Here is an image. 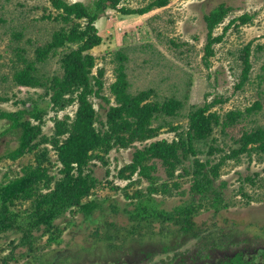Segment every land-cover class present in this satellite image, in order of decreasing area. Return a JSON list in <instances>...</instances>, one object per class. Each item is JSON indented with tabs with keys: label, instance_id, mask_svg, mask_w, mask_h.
Here are the masks:
<instances>
[{
	"label": "rangeland",
	"instance_id": "374dc122",
	"mask_svg": "<svg viewBox=\"0 0 264 264\" xmlns=\"http://www.w3.org/2000/svg\"><path fill=\"white\" fill-rule=\"evenodd\" d=\"M82 1L90 5L92 0ZM148 1L121 0L119 5L136 7ZM222 1L230 8L213 27V34L221 33L223 26L235 15L248 12L252 18L241 24L237 21L231 23L222 39L212 44L214 53L205 57L207 26L204 14ZM48 12H57L49 0H0V95L8 97L0 100V108L14 110L23 107L14 101L30 94L37 96L43 91L42 87L16 85L11 75L15 65L13 46L20 44L26 47L30 57L34 46L49 40L59 27L60 21L53 16H43ZM94 23L102 39L90 51L96 56L93 72L99 66L105 70L101 93L111 96L109 83L114 79L112 59L115 50L124 46L128 55L124 63L129 91L135 93L151 87L152 100L174 96L183 101V107L176 115L159 114L153 120V124L163 123V126L151 139L165 137L171 140L176 135L169 129L167 121L178 123L179 129L186 128L187 117L184 114L190 108L219 96L225 100L216 102L211 109L221 117L234 108L241 109L243 114L224 129L220 124L213 125L211 134L203 141H195V146L206 149L209 143H213L222 147L223 150L211 154L218 159L236 145L235 138L244 129L257 125L264 127V0H168L166 4L153 6L144 13H121L107 8ZM14 31L20 32L19 38H15ZM248 42L252 66L248 79L238 88L235 84L240 78L242 48ZM38 67L43 73H61L58 55L49 56ZM91 99L99 117L104 118L108 104L100 96L92 95ZM256 99L261 102V107L246 112L244 108ZM110 101L114 102L112 96ZM25 106L29 107L30 102L27 101ZM75 108L76 103L73 102L56 115L61 118L68 113L71 117ZM53 115L54 110L48 108L41 126L44 134L53 132ZM9 122L7 117L0 119V153L18 143L14 128L6 129ZM151 139L135 141L134 145L127 147L112 146L103 154V159L93 157L89 161L85 171L98 182L84 200L105 198L101 207L93 209L90 218L74 206L65 210L55 218L60 232L58 239L51 243H46L48 234L42 233L43 225L32 228L35 236H41L35 241L34 250L29 252L27 244L13 247L22 231L7 228L0 232V257L9 252L16 256L23 253L18 259L10 258L8 264H132V261L134 264H184L185 261L210 264L219 263L234 255L235 251H241L245 258L260 263L264 259L261 254L264 249V151H252L250 155L242 152L237 158L225 159L219 176L214 180L216 185L221 180L225 181L220 187L222 202L215 210L213 206L204 204V199L201 200L203 204L193 212L195 229L199 231L196 236L180 232L171 221L166 220L162 224L158 219L143 220V235L137 232L125 235L135 221L123 208H133L132 202L137 200V197H127L125 192L142 189L146 193L148 181L145 178L136 181V173L130 179L120 178L117 172L131 160L135 146H142ZM49 155L53 161L49 171L58 176L60 164L55 161L53 149ZM198 155L204 158L205 152H198ZM191 158L184 163H190ZM33 159V153L29 151L14 160L0 158V180L21 174L22 165L33 162ZM153 160L155 168L151 173L158 176V183L163 180L171 183L174 179L180 183L178 187L172 185L170 192L152 193L155 205L170 210L187 201L190 198V175L169 178L161 161ZM179 171L180 166L175 173ZM246 175L253 182L244 179ZM132 180L135 182L127 186L126 183ZM197 195L195 202L200 200ZM29 204L28 199L16 200L13 207L25 213ZM113 205L117 208L114 209ZM109 221L114 222L111 227L107 224ZM105 231L118 233L125 240L112 238L113 245H109L104 237Z\"/></svg>",
	"mask_w": 264,
	"mask_h": 264
},
{
	"label": "trees",
	"instance_id": "16d2710c",
	"mask_svg": "<svg viewBox=\"0 0 264 264\" xmlns=\"http://www.w3.org/2000/svg\"><path fill=\"white\" fill-rule=\"evenodd\" d=\"M49 2L57 12L55 14L48 12L43 16H53L60 21L59 27L52 32L49 40L34 46L30 57L26 53V47L20 44L13 46L15 65L11 75L14 84L42 87L43 91L37 96L30 94L26 98L14 101L20 102L23 107L14 110L0 108V119L7 117L10 120L6 129L14 128L18 139L15 147L7 148L0 153V158L14 160L25 151L32 152L34 158L33 162L22 165L21 174L0 180V232L11 227L20 229L22 233L19 241L13 247L27 244L28 252L34 250V243L41 236H35L31 232L32 228H41L40 225H43L42 233L48 234L46 243H51L58 239L60 232L55 218L65 210L74 206L82 211L86 218H90L93 209L101 207L105 198L93 197L84 200L98 182L90 172L85 171L86 165L93 157L103 159V154L112 146L127 147L134 145L135 141L156 137L163 123L153 124V120L159 114L176 115L183 107V101L174 96L160 101L150 99L153 91L151 87L139 89L135 93L129 91L124 63L128 55L124 46L115 50L112 59L114 79L109 83V92L114 102H111V96L101 93L104 86V67L99 66L93 72L96 56L90 51L101 42L102 37L94 22L105 9L113 8L121 13H144L153 6L166 4L168 0H149L144 5L136 7L119 5L121 0H92L90 5L82 0ZM229 8L230 6L222 1L204 14L207 26L205 57L214 53L212 44L222 39L224 31L231 23L237 21V24H241L252 18V14L248 12L235 15L223 26L221 33L213 34V27L222 20ZM13 35L19 38L20 32L14 31ZM242 51L240 78L235 84L238 88L248 79L252 66L249 59V42L243 46ZM53 55H58L61 73L40 72L39 64ZM92 95L100 96L108 104L104 118L99 117L91 99ZM7 98L0 95V100ZM223 100L224 97H213L202 105L190 108L184 114L187 117L186 128L179 129L178 123L167 121L169 129L175 131V137L171 140L165 137L151 139L142 146H135L131 160L118 169L117 176L120 178L130 179L136 173L138 175L136 181L142 178L148 181L146 193H143L142 189H134L131 193L125 192L127 197H137V200L132 202L133 208H123L135 221L125 235H133L134 232L143 235L141 231L143 220L150 222L158 219L162 224L166 220L171 221L180 232L196 236L199 231L195 229L193 212L203 204L201 200L204 199V204L213 206L215 210L222 202L220 187L225 181L221 180L216 185L214 180L219 176L220 167L225 159L237 158L242 152L250 155L252 151H264L262 125L244 129L235 138L236 145L228 152L222 153L218 159L211 157V154L223 150L222 147L213 143H209L206 149L203 146H195V141H203L211 134L213 125L220 124L221 129H224L243 114L241 109L234 108L226 111L221 117L211 107ZM27 101L30 102L29 107L25 106ZM73 102L76 103V108L71 117L68 113L61 118L57 117L59 110ZM259 107L261 102L256 99L244 110L251 112ZM48 108L55 113L54 128L52 133L44 134L41 126ZM50 149L54 150L55 161L60 164L58 176L49 171L53 164L49 155ZM198 152H205L204 158H201ZM190 156H192L190 163L185 164L184 161ZM153 159L161 161L169 178L190 175V198L187 201L175 205L170 210L155 205L152 193L170 192L172 185L178 187L180 183L176 179L171 183L167 180L158 183V176L151 173L155 168ZM178 166L180 171L175 173ZM244 179L253 182L249 175ZM133 182L135 180L126 184L128 186ZM195 195L200 200L195 202ZM26 199L30 204L25 213L13 207L16 200ZM113 206L114 209L117 208L116 205ZM107 224L111 227L114 222L109 221ZM104 237L109 245H113L110 241L112 238L125 240L120 238L118 233L111 231H105ZM261 251L264 256V249ZM19 256H23V253ZM19 256L9 252L0 257V263L8 264L10 258L18 259ZM32 256L35 257L36 254ZM184 264L199 263L185 261ZM210 264H264V259L260 263H254L253 259L245 258L241 251H235V254L227 256V259Z\"/></svg>",
	"mask_w": 264,
	"mask_h": 264
},
{
	"label": "flooded vegetation",
	"instance_id": "af4514ba",
	"mask_svg": "<svg viewBox=\"0 0 264 264\" xmlns=\"http://www.w3.org/2000/svg\"><path fill=\"white\" fill-rule=\"evenodd\" d=\"M1 248V247H0ZM5 254H7V253H5ZM3 256V255H2Z\"/></svg>",
	"mask_w": 264,
	"mask_h": 264
}]
</instances>
